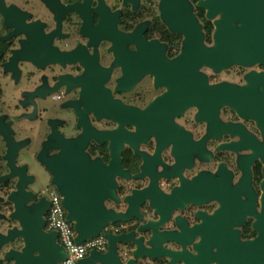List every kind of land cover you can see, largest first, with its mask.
I'll return each instance as SVG.
<instances>
[{
	"label": "flooded vegetation",
	"instance_id": "obj_1",
	"mask_svg": "<svg viewBox=\"0 0 264 264\" xmlns=\"http://www.w3.org/2000/svg\"><path fill=\"white\" fill-rule=\"evenodd\" d=\"M202 1L0 0V264H21L18 216L42 210L45 229L50 192L96 215L144 191V220L119 221L121 232L145 222V244L154 229L191 255L199 232L223 229L230 214L239 243L257 239L264 128L227 103L214 112L212 87H249L264 63L176 65L193 27L215 46L221 15ZM231 67L235 80L219 77Z\"/></svg>",
	"mask_w": 264,
	"mask_h": 264
},
{
	"label": "water",
	"instance_id": "obj_2",
	"mask_svg": "<svg viewBox=\"0 0 264 264\" xmlns=\"http://www.w3.org/2000/svg\"><path fill=\"white\" fill-rule=\"evenodd\" d=\"M201 5L209 9V15L220 14L215 20V46L206 49L200 45L198 27L193 32L186 31L184 55L176 61L179 66H199L205 64L215 70L226 68L232 64L264 63V0H205ZM241 20L240 26H229ZM250 86L240 89L235 85H215L212 87V104L214 112L218 107L227 103L235 108L243 117L256 119L264 128V75L251 73L248 76ZM261 85L263 93L254 91V87ZM211 90V88H210ZM211 102V99L209 98ZM119 173L120 170L117 168ZM66 210V220L70 221L75 230V241L80 243L97 236L102 229L111 223L127 221L133 217L140 221L144 216L138 212V206L145 201V192L137 191L132 196H126L124 202L128 204L124 211L99 213L96 215L80 214L68 201L69 196H60ZM96 209L101 211L97 206ZM43 211L35 214H21V236L23 246L21 250V264H61L65 258V251L57 240L56 231L44 229ZM155 223H161L162 216ZM223 211L214 215L217 219L214 226L221 224ZM230 219L223 227L216 231L199 232L202 241L196 246L197 254L191 255L187 251H174L162 244L170 238H163L161 232L152 229L145 244V222L139 224L134 231L120 233H105L107 250L98 252L91 250L80 260V264H156L154 261L169 259L171 264L183 261L184 264H209L210 260H217L216 264H261L264 258V221L260 222L257 239L252 242L239 243L235 232L228 231V226L236 222L239 214H230ZM214 241L218 245L217 252H211ZM130 246L127 248V246Z\"/></svg>",
	"mask_w": 264,
	"mask_h": 264
},
{
	"label": "built area",
	"instance_id": "obj_3",
	"mask_svg": "<svg viewBox=\"0 0 264 264\" xmlns=\"http://www.w3.org/2000/svg\"><path fill=\"white\" fill-rule=\"evenodd\" d=\"M50 207L47 213V231H56L57 240L65 251V258L61 264H80L91 250L105 252L107 250V238L105 233H120L124 222L111 223L106 225L95 237L86 239L80 243L75 241V230L70 221L66 220V210L62 205L61 197L56 192L49 193Z\"/></svg>",
	"mask_w": 264,
	"mask_h": 264
},
{
	"label": "rangeland",
	"instance_id": "obj_4",
	"mask_svg": "<svg viewBox=\"0 0 264 264\" xmlns=\"http://www.w3.org/2000/svg\"><path fill=\"white\" fill-rule=\"evenodd\" d=\"M235 71H237V68L236 67H231L230 69H227L226 71L221 72L219 77H223V79H228L230 81L231 80H235V78L238 77V75L237 76L235 75Z\"/></svg>",
	"mask_w": 264,
	"mask_h": 264
}]
</instances>
